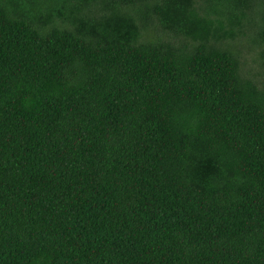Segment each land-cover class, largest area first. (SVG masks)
Instances as JSON below:
<instances>
[{"label": "trees", "instance_id": "16d2710c", "mask_svg": "<svg viewBox=\"0 0 264 264\" xmlns=\"http://www.w3.org/2000/svg\"><path fill=\"white\" fill-rule=\"evenodd\" d=\"M0 264H264V0H0Z\"/></svg>", "mask_w": 264, "mask_h": 264}]
</instances>
